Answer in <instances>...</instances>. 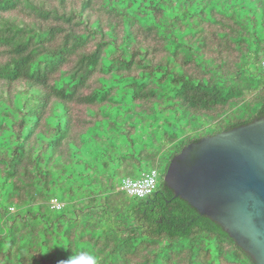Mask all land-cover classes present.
Listing matches in <instances>:
<instances>
[{
	"label": "trees",
	"instance_id": "trees-1",
	"mask_svg": "<svg viewBox=\"0 0 264 264\" xmlns=\"http://www.w3.org/2000/svg\"><path fill=\"white\" fill-rule=\"evenodd\" d=\"M263 62L264 0H0V264H256L164 176L264 117Z\"/></svg>",
	"mask_w": 264,
	"mask_h": 264
},
{
	"label": "water",
	"instance_id": "water-1",
	"mask_svg": "<svg viewBox=\"0 0 264 264\" xmlns=\"http://www.w3.org/2000/svg\"><path fill=\"white\" fill-rule=\"evenodd\" d=\"M164 181L264 264V117L185 146Z\"/></svg>",
	"mask_w": 264,
	"mask_h": 264
},
{
	"label": "built area",
	"instance_id": "built-area-1",
	"mask_svg": "<svg viewBox=\"0 0 264 264\" xmlns=\"http://www.w3.org/2000/svg\"><path fill=\"white\" fill-rule=\"evenodd\" d=\"M264 69V62L262 63ZM158 173L156 170L146 171L137 179L123 178L118 186V191L135 199H142L151 195L157 186ZM51 210H60L62 204L55 199L49 203Z\"/></svg>",
	"mask_w": 264,
	"mask_h": 264
},
{
	"label": "clouds",
	"instance_id": "clouds-1",
	"mask_svg": "<svg viewBox=\"0 0 264 264\" xmlns=\"http://www.w3.org/2000/svg\"><path fill=\"white\" fill-rule=\"evenodd\" d=\"M87 259L89 261V264H96V258L91 255H87ZM67 264H75V260H69Z\"/></svg>",
	"mask_w": 264,
	"mask_h": 264
},
{
	"label": "rangeland",
	"instance_id": "rangeland-1",
	"mask_svg": "<svg viewBox=\"0 0 264 264\" xmlns=\"http://www.w3.org/2000/svg\"><path fill=\"white\" fill-rule=\"evenodd\" d=\"M205 129H206V128H205ZM200 131H201V130H200ZM200 131H199V132H200ZM204 131H205V130H204ZM206 131H207V129H206ZM199 132H198V133H199ZM162 169H163V168L160 166L159 169H158L159 174L162 173ZM160 175H161V174H160ZM159 180H160V178H159Z\"/></svg>",
	"mask_w": 264,
	"mask_h": 264
}]
</instances>
